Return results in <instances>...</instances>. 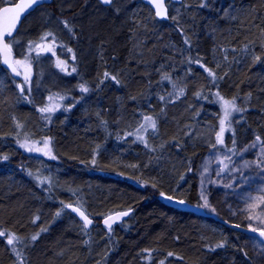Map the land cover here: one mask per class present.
Listing matches in <instances>:
<instances>
[{
	"label": "trees",
	"instance_id": "obj_1",
	"mask_svg": "<svg viewBox=\"0 0 264 264\" xmlns=\"http://www.w3.org/2000/svg\"><path fill=\"white\" fill-rule=\"evenodd\" d=\"M14 1L0 0V7ZM118 1L101 7L96 0H52L11 38L36 39L49 31L51 15L64 17L68 39L51 33L64 45L52 54L70 63L73 52L76 63L59 85L35 81L30 91L18 89L20 79L0 66V231L20 238L22 264H256L241 233L171 208L160 196L200 207L198 167L218 117L214 92L235 98L241 110L235 138L264 146V0L194 2L179 21H158L151 11L146 17L135 11L130 20L132 6ZM33 63L35 80L43 64ZM50 90L68 96L64 111L47 117L37 105ZM145 116L156 120L151 148L133 136ZM28 136L48 139L49 160L17 149V139ZM47 166L55 172L40 179L37 172L50 173ZM66 204L95 220L88 232ZM123 210L132 213L110 233L97 223ZM5 240L0 264H21Z\"/></svg>",
	"mask_w": 264,
	"mask_h": 264
},
{
	"label": "rangeland",
	"instance_id": "obj_2",
	"mask_svg": "<svg viewBox=\"0 0 264 264\" xmlns=\"http://www.w3.org/2000/svg\"><path fill=\"white\" fill-rule=\"evenodd\" d=\"M194 2L203 4L205 3V0H185L184 5H170V18L172 19L175 17L176 19L172 20L179 21L183 14L192 10ZM118 3L120 5L124 4L122 8L125 9L132 6L133 10H131V12L133 11V13L129 15L130 20L134 19V15L136 14L135 11L137 12V17H146L150 15L149 13L151 10L145 6L141 0H119ZM119 4L116 8L118 11L120 8ZM92 14L93 11L89 12L87 15ZM51 16V25L47 28L49 31L43 32L41 37L46 33H52L58 37L68 39V35L65 32L68 28L65 27L66 18L62 17L59 19L53 15ZM41 37L27 40L26 42L17 39V37L8 41L14 52L15 61H25L28 66L27 68L24 66H16L21 72L20 82H18L16 86L20 90L23 89L30 91V88L32 87L31 84L35 81L37 84L46 81L47 84L52 86L59 85L62 78L60 76L61 73H72V70L74 69L76 60L72 51L71 62L68 63L67 60L57 56L59 55L58 51L56 52L57 54H52L54 50H58L57 48L61 49L64 47L58 39L54 40L51 35L47 40L42 41L40 39ZM78 39V37H74L71 42L76 44ZM36 44H40L41 47H35ZM30 45H32L31 49ZM49 46L51 47V51L43 50ZM37 59L43 64V73L33 80V61ZM73 60L74 63L71 65ZM59 62H63L62 67L57 66ZM70 65L71 69L68 68ZM26 75L28 77L27 80H25ZM24 87H26V89H24ZM61 90L62 89H60V91ZM60 91L50 90L49 93L44 95L41 102L37 105V110L40 114L51 117L56 113L64 111L66 97L68 95L64 96ZM216 93L217 92H214V101L218 108L217 124L212 137L211 146L200 161L198 167V195L200 198V207L204 211H210L211 213H225L231 219H235L246 225V228L264 229V223H261V219H264V201H261L260 199L261 197H264V146L259 142L242 143L239 139L235 138V124L239 121L241 110L235 111L232 109H229L230 114L225 120V130L222 135L223 143L217 141V134L220 132L221 128L220 120L224 119V108ZM25 94L27 99H30L32 93L25 92ZM49 97L52 99L50 100ZM224 99L228 100L226 98ZM235 106L237 109H240L236 104ZM46 107H50L53 110L47 112L40 111V109ZM144 118L142 119L141 125L145 123ZM140 126L138 128L139 131L137 130L133 136L136 141L151 148L154 143L156 129L153 130L148 128L145 131L140 129ZM45 142H47V146ZM16 146L17 149L26 156L35 157L37 159L49 160L48 158L52 151L48 139L43 136L38 138H31L28 136L17 139ZM47 167L50 171V173L48 172L49 174L41 169L37 172L36 175L40 179L44 177L43 175H47L45 177L49 178L55 172L54 167ZM48 178L46 179L47 181ZM62 215L63 214H61V216ZM250 216L260 217V219H250ZM106 231L110 233L111 230ZM241 237L243 240L242 243H244L251 260L256 264H264V246L249 236L242 234ZM5 244L13 257L15 259H20L11 250L12 246L7 245L6 240ZM15 247L21 253L18 244H16ZM144 254L147 256L149 253L144 252ZM21 257L23 258L24 256L21 254ZM163 264L168 263L164 261Z\"/></svg>",
	"mask_w": 264,
	"mask_h": 264
},
{
	"label": "snow or ice",
	"instance_id": "obj_3",
	"mask_svg": "<svg viewBox=\"0 0 264 264\" xmlns=\"http://www.w3.org/2000/svg\"><path fill=\"white\" fill-rule=\"evenodd\" d=\"M40 0H20L19 3H15L14 6L11 7H4V8H0V54H2L4 56V63L8 64L9 67L12 68V71L15 72L17 75H20V73L17 71V67L16 66H24V67H28L25 63V61L22 60H16V61H11V45L10 43L5 41V36H11L13 30L16 28L17 23L20 20L21 15L29 8H31L33 5L39 3ZM102 3L104 4H112L113 0H101ZM150 3H152L155 7V15L157 17H163V18H167V9H166V5L164 3V0H149ZM205 4H201V7H205ZM172 19H176L175 17H173ZM65 27H68L67 22H65ZM69 31H71V29L69 28ZM262 33H264V30H262ZM51 36V33H46L44 36H42L40 39L43 40H47V38ZM187 43V41H185ZM32 45H30V49H31ZM35 47L40 48L41 45L40 44H36ZM43 50H48L51 51V47L49 46L46 49ZM68 51H71V49H68ZM254 59L256 61L260 60L259 56H255ZM193 62V61H190ZM196 64H199L200 67L204 68V71H206L208 73V75L210 77H213V80L215 81L216 79V74L214 73V71L210 68H207L204 66V64L201 63V61L199 59L194 61ZM63 62H59L58 63V67H62ZM63 70V69H62ZM73 71H75V69H73ZM105 77L109 76V73L105 72L104 73ZM165 79H167L168 77H164ZM28 77L27 75L25 76V80H27ZM111 79L115 80L116 77L112 76ZM118 82V81H117ZM23 90V89H22ZM80 90L82 92H87L88 88L84 87L83 85L80 86ZM181 92H183V89H181ZM199 95V94H197ZM217 97L220 99V101L222 102V106L224 108V119L220 120V132L217 134V141L219 143H223L222 140V135L224 132V125H225V120L227 119L229 113V109L235 110V111H239L240 109H237L235 106V98H233L232 100H225L223 97H221L219 95V93H216ZM49 99L51 100L52 98L49 97ZM161 99H163V97H161ZM53 109L50 107H46V108H42L40 109V111L42 112H47V111H52ZM145 123L142 124L140 126V129L143 130H147L148 128H151L153 130L156 129V121L151 117V116H146L145 118ZM19 126V125H18ZM139 131V129H138ZM257 141H259V137L256 138ZM46 146H47V142H45ZM254 146V145H253ZM31 150V149H30ZM5 159H7V157H5ZM161 195H163V193H161ZM168 199H171V197H169ZM261 201H264V197L260 198ZM181 203H183V201H181ZM66 207H71V205H67ZM73 211H77L79 212V215L83 218L84 220V227L87 228L92 222L91 220L88 219V217L85 215V213L83 211H80L79 209H73ZM57 215H59V213H57ZM120 215H128L127 212L121 213ZM250 219H260V217H249ZM113 217H108L105 220V224L108 225L109 229L111 228V224L109 223L110 220H112ZM261 223H264V219H261ZM46 229H41V231H45ZM253 232H259V235L261 237H264V229H256V228H252L251 229ZM0 237H4L6 239V243L9 246H12V251L17 255L18 258L21 259V264H22V257L20 252L17 250V248L15 247L16 244L22 243L20 241V238L17 237L15 234H10V233H6L4 231H0ZM38 238V234L37 235H33L31 237V239L33 241H35ZM218 246H223V245H218ZM147 251V250H145ZM169 256L173 255V253H168ZM161 264H163V261H161Z\"/></svg>",
	"mask_w": 264,
	"mask_h": 264
},
{
	"label": "water",
	"instance_id": "obj_4",
	"mask_svg": "<svg viewBox=\"0 0 264 264\" xmlns=\"http://www.w3.org/2000/svg\"><path fill=\"white\" fill-rule=\"evenodd\" d=\"M98 2V4L101 7H109L111 6V4H104L101 2V0H96ZM142 3L144 5H146L147 7H149V9L152 11L154 18L158 21H168L169 20V5L173 4V5H180L182 4L183 0H164V3L166 5V9H167V18H163V17H157L155 15V7L152 3L149 2V0H141ZM20 0H15L12 4H7L4 5L0 8H4V7H11L14 6L15 3H19ZM52 2V0H40L39 3L33 5L31 8L27 9L20 17L19 22L17 23L16 28L13 30L12 35L11 36H5V41L8 42V40L10 38H12L13 36H15L18 33V30L21 26V23L23 20H25V18H27L31 13H33L37 8H39L42 5H47L50 4ZM113 3V2H112ZM11 61H15L14 60V52L11 51ZM0 66L7 71V73L11 76L12 79L14 80H19V76L17 75L15 72L12 71V68L9 67L8 64L4 63V56L2 54H0ZM17 71L19 72V70L17 69ZM20 73V72H19ZM169 196H165V195H161L160 196V200L167 206L171 207V208H175L178 209L180 211L183 212H187V213H192V214H196L198 216L201 217H209L212 218L213 220H216L219 224L226 226L236 232H239L243 235L249 236L251 238H254L255 240H257L259 243H261L264 246V237H261L259 235V232H253L251 229L240 226V225H236V224H232L229 223L227 220L224 219H220L217 218L214 214H209L206 211H204L201 207L199 206H195V205H191L189 203H186L183 201V203H181L182 200H178V199H168ZM67 205H71V207H66ZM73 209H79L80 211H83L80 207L72 205V204H66L64 205V210L67 211L68 213H70L84 228L85 231H89L92 224H93V219H91L84 211L85 215L88 217L89 220H91V224L85 228L84 227V220L83 218L79 215V212L77 211H73ZM127 212L128 215H120L121 213ZM132 213V210H123V211H116V212H112L110 214H107L106 216H104L101 220V225L104 229H109L108 225L105 224V220L108 217H113L112 220L109 221V223L111 224V228L118 226L120 224H122ZM110 228V229H111Z\"/></svg>",
	"mask_w": 264,
	"mask_h": 264
},
{
	"label": "bare ground",
	"instance_id": "obj_5",
	"mask_svg": "<svg viewBox=\"0 0 264 264\" xmlns=\"http://www.w3.org/2000/svg\"><path fill=\"white\" fill-rule=\"evenodd\" d=\"M72 205H73V204H72ZM75 206H76V205H75ZM78 207H79V206H78ZM103 217H104V216H103ZM103 217L101 216V217H99L98 220H97V223H98L101 227H102V225H101V220H102ZM125 221H126V220H125ZM125 221H124V222H125ZM93 222L96 223L95 220H94ZM92 225H93V224H92ZM82 227H83V226H82ZM91 227H92V226H91ZM111 229H112V228H111ZM105 230H110V229H105ZM84 231H85V230H84ZM85 232H88V231H85Z\"/></svg>",
	"mask_w": 264,
	"mask_h": 264
},
{
	"label": "flooded vegetation",
	"instance_id": "obj_6",
	"mask_svg": "<svg viewBox=\"0 0 264 264\" xmlns=\"http://www.w3.org/2000/svg\"><path fill=\"white\" fill-rule=\"evenodd\" d=\"M170 12V11H169ZM20 79H21V77H20Z\"/></svg>",
	"mask_w": 264,
	"mask_h": 264
}]
</instances>
